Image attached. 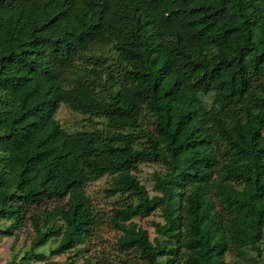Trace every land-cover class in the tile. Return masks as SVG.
Segmentation results:
<instances>
[{"label": "trees", "instance_id": "trees-1", "mask_svg": "<svg viewBox=\"0 0 264 264\" xmlns=\"http://www.w3.org/2000/svg\"><path fill=\"white\" fill-rule=\"evenodd\" d=\"M0 238L6 264H264V0H0Z\"/></svg>", "mask_w": 264, "mask_h": 264}, {"label": "rangeland", "instance_id": "rangeland-1", "mask_svg": "<svg viewBox=\"0 0 264 264\" xmlns=\"http://www.w3.org/2000/svg\"><path fill=\"white\" fill-rule=\"evenodd\" d=\"M80 117L74 113H72L68 108L65 106H60L59 110L56 114V119L65 127L72 126L75 121H77ZM158 168L154 165H141L138 168V171L136 173L137 178L141 182V184L144 185L147 192L152 196L156 193L153 190V182H152V174L154 171H157ZM107 186V183L104 179L99 180L95 183H92L88 185L87 192L89 196L92 198V201L94 205L97 208H100L104 211V213H108L109 209L111 208V201L112 199H108L105 197V193L103 192L104 187ZM137 225L140 227L146 229L150 237L152 238L154 236V229L152 227V221L158 222L161 221V218L158 216V214L152 215L148 218H142V219H134L133 220ZM29 228L26 224L24 229L20 232V240H22L26 233H28ZM118 234H116L113 230H110L109 228H103V232L101 233V237L97 240H95V255H99V252H101L104 256L111 257L112 253V247L113 243L115 242V237ZM12 238H0V264H6L9 258V246L12 243ZM53 261L55 260H64V256H55L52 257ZM78 263H80L78 261ZM31 264H37V263H31Z\"/></svg>", "mask_w": 264, "mask_h": 264}]
</instances>
